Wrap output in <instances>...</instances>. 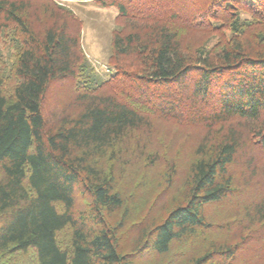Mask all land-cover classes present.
Masks as SVG:
<instances>
[{
  "label": "trees",
  "instance_id": "obj_1",
  "mask_svg": "<svg viewBox=\"0 0 264 264\" xmlns=\"http://www.w3.org/2000/svg\"><path fill=\"white\" fill-rule=\"evenodd\" d=\"M80 1L107 80L73 10L0 0V264H264V0Z\"/></svg>",
  "mask_w": 264,
  "mask_h": 264
},
{
  "label": "rangeland",
  "instance_id": "obj_2",
  "mask_svg": "<svg viewBox=\"0 0 264 264\" xmlns=\"http://www.w3.org/2000/svg\"><path fill=\"white\" fill-rule=\"evenodd\" d=\"M58 1L73 10L81 20L83 24L81 40L83 50L90 64L98 73L99 78L107 80L113 73V69H111L109 63L112 53V33L116 28L115 19L117 10L113 8H101L94 3L82 2L80 0ZM58 87H56L58 94L66 97L67 86Z\"/></svg>",
  "mask_w": 264,
  "mask_h": 264
}]
</instances>
